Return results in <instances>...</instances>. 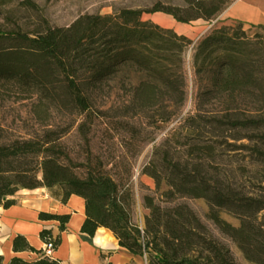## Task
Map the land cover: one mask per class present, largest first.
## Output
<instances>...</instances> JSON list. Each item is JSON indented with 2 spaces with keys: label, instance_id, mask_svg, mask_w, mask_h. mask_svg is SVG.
Instances as JSON below:
<instances>
[{
  "label": "trees",
  "instance_id": "16d2710c",
  "mask_svg": "<svg viewBox=\"0 0 264 264\" xmlns=\"http://www.w3.org/2000/svg\"><path fill=\"white\" fill-rule=\"evenodd\" d=\"M233 1L153 0L142 9L84 14L66 28L44 20L33 34L0 31V83L33 95L45 113L53 108L79 119L74 130L44 124L16 137L0 127V207L14 206L21 190L44 189L60 205L72 196L83 201L81 235L106 229L145 264H239L231 246L249 264H264V189L251 185L264 171V27L218 20ZM156 13L212 26L193 43L143 21ZM190 46L193 91L184 113ZM123 72L134 79L123 113L104 110L97 95ZM131 109L139 113L129 118ZM175 120L177 128L153 145L136 176L140 155L156 139L149 128ZM228 149L244 155L224 168ZM190 199L205 201V221ZM37 219L57 223V233L39 232L45 250L14 236L12 252L35 258L6 264H60L50 254L70 215L39 212Z\"/></svg>",
  "mask_w": 264,
  "mask_h": 264
},
{
  "label": "rangeland",
  "instance_id": "374dc122",
  "mask_svg": "<svg viewBox=\"0 0 264 264\" xmlns=\"http://www.w3.org/2000/svg\"><path fill=\"white\" fill-rule=\"evenodd\" d=\"M153 0H0V31L12 33L16 30H22L26 33L33 34L43 29V21H47L50 26L66 28L75 19L84 14L92 15H111L120 8L142 9L148 7ZM234 0L233 2H235ZM264 3V0H262ZM224 20V18H218ZM143 21L150 22L165 29H171L176 34L186 36L192 40L193 43L197 41L203 34H205L212 24L208 25L202 21L193 22L190 24H178L172 20L171 17L156 13L152 15H144ZM215 23V22H214ZM213 23V24H214ZM247 25H261L264 27V19H261L256 24L245 23ZM191 47L187 50L184 60L185 69L187 72V91L188 97L185 104L184 113L191 109L192 101V80L189 71V62L191 56ZM133 72H123L117 78L111 81L108 87H105L96 98V104L100 105L104 110L110 109L113 112L123 113V104L127 101L131 90ZM39 101L36 97L27 92L21 91L11 84L0 83V127L5 129L3 136L16 137L18 135L29 134L33 129L40 125H68L72 124V130L75 129L79 119L74 116H67L61 114L53 108H49L48 113H45L39 106ZM138 110L131 109L125 114L130 118ZM139 113V112H138ZM143 117V116H142ZM177 120L171 123L158 124L157 127L149 128L156 139L154 143L148 145L140 155L137 166L135 168V175H138V168L141 163L148 159L153 145H158L164 137L172 130L177 128ZM184 130H178L179 136H183ZM74 134H71V138ZM231 143V142H229ZM235 154V155H234ZM244 154H237L226 150L221 156L222 165L224 168L229 167L236 161L241 162ZM235 156V157H234ZM258 178L261 182H251L255 190L258 192L259 188L264 189V171L258 173ZM263 178V179H262ZM246 179L243 181L245 182ZM142 182L151 187L148 180ZM137 183V181H136ZM248 184L247 181L245 183ZM138 203L140 200L138 198ZM190 208L198 215L200 219L205 221L208 208L202 199L186 200ZM145 211L139 205L136 209L135 219L140 225L143 223V216ZM232 224L237 222L233 219L226 218ZM259 222L264 223L261 217ZM3 239V231L1 235ZM231 251L239 264H249L245 261L238 250L231 246Z\"/></svg>",
  "mask_w": 264,
  "mask_h": 264
},
{
  "label": "crops",
  "instance_id": "0c3cea01",
  "mask_svg": "<svg viewBox=\"0 0 264 264\" xmlns=\"http://www.w3.org/2000/svg\"><path fill=\"white\" fill-rule=\"evenodd\" d=\"M218 18L256 24L264 19V3L262 0H236ZM14 199L16 203L9 209L0 207V256L5 264L12 257L26 261L35 258L33 254L12 252L11 241L14 236L21 235L33 248L45 250L39 232L46 229L57 233V223L39 221V212L70 215L67 231L61 234L59 247L50 254L60 264H145L142 259L120 249L106 229H97L92 238L81 235L79 229L84 220V207L78 197L72 196L66 205H60L44 189H38L21 190Z\"/></svg>",
  "mask_w": 264,
  "mask_h": 264
}]
</instances>
